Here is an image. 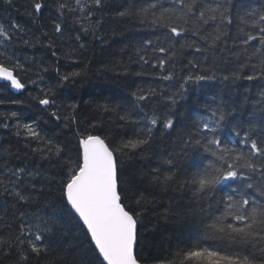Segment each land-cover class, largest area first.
<instances>
[{"label":"snow or ice","instance_id":"snow-or-ice-1","mask_svg":"<svg viewBox=\"0 0 264 264\" xmlns=\"http://www.w3.org/2000/svg\"><path fill=\"white\" fill-rule=\"evenodd\" d=\"M11 2L8 0L9 4ZM108 6L106 0H54L51 6L45 0H30V10L26 15L39 35L32 34L29 39H23L24 35L32 33L31 28L25 29L14 20L7 28L0 23V45L11 41L13 35L17 34H20L18 38L21 42L30 47L42 44L43 39L47 41L43 46L58 60L56 41H62L66 33L71 31L75 33L78 49L84 50L87 45L81 42L82 36L95 37L103 24V9ZM235 7L233 0H213L212 3H206L205 0H171L169 7H164L156 0L143 8L133 10L129 7L115 13L120 18L139 16L141 24L147 21L150 26L166 30L163 39L144 40L136 47V63L142 68L136 75H156L143 69L158 68L160 80L179 81L176 90L163 97L170 107L162 114H158L154 104L150 112L145 111L144 107H140L141 103L148 107V102L157 95V91L149 88L145 92L137 87L131 93L135 98L132 109L128 110L125 106L124 114L119 116L121 121L141 125L136 138L122 140L118 146L110 147L106 138L100 135L90 132L84 135L77 131L74 133L77 140L75 160L70 151L66 152L70 141L61 147L52 139L41 136L35 129V122L17 124V136L21 135L23 129L26 137L39 141L41 146L31 148V151L39 154L40 160L47 162L49 167L7 169L6 178L5 174H0V196L13 201L4 206L0 213V230H9L7 235L0 234V264H5V261H11L12 264H33V261L35 264H142L144 258L137 249L143 218L142 212L135 209L146 211V206L153 200H149L145 192L136 189L134 207L125 204V193L129 188H135V175H124L122 161L117 153L126 156L129 152L134 154L136 150L150 145L157 126H162V133L171 135L169 130H176L178 123L174 119V109L179 101L185 100L191 101L189 113L203 109L206 115L198 116L190 127L186 125L177 130L179 151L170 152V158L162 159V164L169 167L167 172L161 173L160 168H153L150 173L141 170L139 175H150L151 183L164 189L173 182L181 189L189 188L197 200L214 198L213 194L222 190L218 186L229 188L228 193L215 199V208L209 204L207 210L200 208L199 211H208L207 219L211 221L207 225L209 230L220 234L222 238L250 247L252 252L245 256H225L209 248L192 247L177 254L182 257L180 264H264V84L260 85V99L250 101L247 95L243 96V103L251 102L253 111L248 113L246 129L240 128L239 122L231 126L235 136L240 137L242 133L239 141L222 139L220 135L222 129L229 127L230 117L236 120L234 113L237 108L231 95L228 100L223 95L213 96L210 102L204 101L203 93L197 96L192 90V95H189V86L199 85L201 81L220 80L236 96L240 94L233 86L238 81L264 82V0H261L259 7L245 6L249 10L242 14L237 12L238 32L230 37L229 26L234 18ZM45 9L49 13L48 23H42ZM97 15L101 18L96 19ZM69 16L72 18L71 29L67 24ZM209 25L214 27L209 30ZM249 25L253 31L245 30ZM45 28L49 30L45 31ZM189 32L203 41L205 46H199L197 40H185L177 49L178 38ZM229 39L233 42L231 48L227 47ZM250 42L252 45L258 42V46H252ZM185 48L195 49L194 56L210 54L212 64L216 67L204 68L209 55H203L202 59L188 61L187 74L181 69L177 75L174 61ZM218 51L224 55L217 56ZM76 54L77 48H72L63 55L66 59H72ZM0 56L12 60L6 52L0 51ZM253 60L255 63H252ZM217 61L232 63L233 66L231 69H219ZM22 69L24 65L18 59L11 65L0 61V79L8 81L14 89H25L26 84L17 74ZM195 69L207 74H196ZM41 70L49 71L47 67ZM246 70L250 74L245 75ZM55 71L59 75L58 67ZM165 71L167 74L163 75ZM223 71H227V74L222 75ZM83 74L73 71L60 76V79L69 81ZM40 79L43 80V77ZM29 83L36 84L37 81ZM244 91L247 93L250 88ZM41 93L43 98L34 99H38V104L45 108L56 109L50 116L57 121L63 119L65 129L71 130L73 125H79V101L73 99L68 102L64 106L66 114L61 116L58 114L60 107L55 99L54 88L41 89ZM2 103L4 101L0 100ZM96 108L107 113L121 108V105L104 103L97 104ZM17 115L12 112L7 118ZM2 127L8 128L9 125L5 123ZM90 127L95 129L97 125L93 123ZM238 144L245 146L247 151L238 147ZM200 149L209 154L204 157L207 163L201 167L194 159L192 164L196 170L180 179L175 170L177 158L183 159L189 151L198 152ZM49 172H55L56 175H49ZM228 181L234 183L235 187L225 183ZM212 212L218 215H212ZM162 215L167 219L179 213L165 209ZM13 226L14 232L11 231ZM153 264H175V261L157 259Z\"/></svg>","mask_w":264,"mask_h":264},{"label":"trees","instance_id":"trees-1","mask_svg":"<svg viewBox=\"0 0 264 264\" xmlns=\"http://www.w3.org/2000/svg\"><path fill=\"white\" fill-rule=\"evenodd\" d=\"M51 6L54 0H45ZM156 2V0H106L109 5L103 9V24L96 32L95 37L88 35L82 36L81 42L85 43L87 47L84 50H79L77 42L75 41V33L67 32L65 38L57 40V60L51 55V51L47 50L43 45L47 44L46 40L42 38V44H37L35 47L24 45L18 38V35H13L11 41H5L4 45H0V51L6 52L7 56L12 57L9 61L7 57L0 56V61L11 65L18 59L24 65V69L17 73L21 81L26 84L25 89L17 90L10 86L8 81H0V100L4 103L0 104V174H5L7 169H15L18 167L27 166L28 168H48L49 165L45 161L40 160L39 154L31 151V148L41 146L39 141L26 137L21 129V135H16V125H23L35 122L36 131L46 139H52L55 144L61 147L70 141L69 148L66 149L72 154L73 160L76 159L77 144L74 133L87 135L89 132L93 135H100L106 138V143L110 147L118 146L121 141L136 138L141 125L134 124L131 121H121L120 115L124 114V107L131 110L135 98L131 96L137 87L142 88L145 92L149 88H154L157 95L148 102V107L141 103L140 107H144L145 111H149L152 105H156L158 114H162L168 110L170 103L163 99L164 96L171 94L179 86V81L173 80L162 81L159 79L160 70L145 67L143 71L154 73L147 76H137L136 73L142 71L139 63H136L138 57L135 53L136 47L144 40L156 41L157 37L164 38L165 29L150 26L146 21L141 24L139 16H129L120 18L115 16L117 11H122L125 8L131 7L133 10L143 8L147 4ZM164 7L171 5V0H158ZM206 3H212L213 0H205ZM30 0H12L11 4L8 0H0V23L5 27H9L11 21H16L25 29H32V33L24 35L23 39H29L30 35H39V32L33 28L32 21L26 15L29 8ZM236 7L233 9V21L229 26V36H235L238 32L239 20L236 18L237 12L243 13L249 10L245 6L259 7L261 0H233ZM45 20L42 23H48L47 16L48 9H45ZM101 16L97 15L96 19ZM149 21L151 17L149 16ZM68 27L72 28V18H67ZM209 30L214 25H209ZM45 31L49 29L45 28ZM246 31H253L249 25ZM71 37V38H69ZM2 39V38H0ZM176 48L179 49L180 43L185 40H197L199 46L204 47V42L199 41L191 32L178 38ZM232 40H228V48L232 47ZM252 45V42H250ZM258 46V42L255 45ZM72 48H77V54L72 59H66L64 53L69 52ZM251 51V47H250ZM195 49H183L177 59L176 64L177 75L180 70L184 69V73L188 71V61L195 59H202L203 55H209V59L205 61L203 67H216L212 64L210 54H195ZM224 55V53L217 52V56ZM243 59H246L244 57ZM234 61V58L230 57ZM255 63V60L252 61ZM219 69L232 68V63L225 64L224 61H217ZM47 67L48 72H43L41 69ZM60 69L59 75L56 73V68ZM218 69V70H219ZM73 71H81L84 74L69 81H62L60 76ZM196 74L205 75L201 69H195ZM166 75L167 72H163ZM222 75H226L227 71H223ZM245 75L250 74V71H245ZM43 77V80L40 79ZM35 80L36 84H31L29 81ZM264 82L241 80L233 88L240 94L239 96L232 95V89H229L221 84L220 80L201 81L199 85H190L189 95H192V90L199 96L203 93V99L210 102L213 96L219 97L223 95L225 100L232 96L235 101L237 111L234 113L236 120L229 118V127L221 130L220 135L222 139H235L239 141L242 138L235 136L231 132V126L239 122L240 128H247L246 121L249 119L248 113L253 111V104L243 103V96L247 95L250 101L260 99L259 92L260 85ZM48 87L54 88L55 99L57 105L60 107L58 114L65 115V105L73 99L80 102L78 110L79 125H73L72 129H65L63 127L64 121L61 119L57 121L50 116L52 111L56 109L52 107L45 108V106L38 104V99L34 97L43 98L41 89ZM245 88H250V91L245 93ZM144 94V93H141ZM85 101L89 103H84ZM15 102V103H14ZM109 103L115 105L119 103L121 108L115 111L105 113L102 109H97V104ZM219 103V99H217ZM243 104V108H241ZM192 107L190 100L179 101L174 109L176 115L174 119L178 122L176 130H169L168 132L161 131L162 126H157L153 131V140L147 147L142 150H136L135 153L129 152L126 156L117 155L122 161L124 175H135V188H129L125 193L124 202L126 205L134 207V192L136 189L145 192L149 200H153L146 206V211L142 208H136L138 212H142L143 227L140 229L141 237L138 246V253L144 258L143 264H153L154 260L175 261V264H180L178 253L190 250L192 247L209 248L212 251H218L222 255H250L252 252L250 247H245L239 242H233L226 238H222L220 234L213 233L208 229L207 225L211 223L207 216L208 211L200 212V208L208 209V205L212 204L215 208V199H219L225 193L229 192V188L223 185L218 186L222 190L213 194L214 198L205 200H197L193 197V190L189 188H179L175 182L167 189L161 188L159 185L151 183L150 175H139L140 171L147 173L151 172L153 168H160L161 173L167 172L169 167L162 164L163 158H170V152L179 151V144L176 136L177 130L184 128L186 125L191 126L198 116L206 115L201 109L200 111L189 113L188 109ZM16 112L18 115L8 119V114ZM260 113L257 112V116ZM7 123L8 128L2 127ZM95 123L97 127L91 128L90 125ZM30 145V147H25ZM242 150L247 151L243 145H237ZM209 154L204 153L202 149L198 152L189 151L183 159L177 158L176 171L179 178L183 179L186 174H191L195 171L192 162L195 159L199 162V166L207 163L204 157ZM49 175H56L55 172H49ZM39 179V178H38ZM59 177H57V182ZM232 187L235 184L231 181L225 182ZM58 194V189H57ZM13 203L11 198L0 196V213L3 207ZM165 209L171 212L179 213L178 216L170 215L167 219L162 215ZM212 215H218L212 212ZM10 220L11 217L9 216ZM15 226L11 231L14 232ZM9 230H0V234L7 235ZM256 255H259L257 253ZM14 259V257H13ZM5 264H12L11 261H5ZM33 264L35 262L33 261ZM185 264H192V262H185Z\"/></svg>","mask_w":264,"mask_h":264},{"label":"water","instance_id":"water-1","mask_svg":"<svg viewBox=\"0 0 264 264\" xmlns=\"http://www.w3.org/2000/svg\"><path fill=\"white\" fill-rule=\"evenodd\" d=\"M0 81H5V80H3V79H0ZM143 264V263H142Z\"/></svg>","mask_w":264,"mask_h":264}]
</instances>
